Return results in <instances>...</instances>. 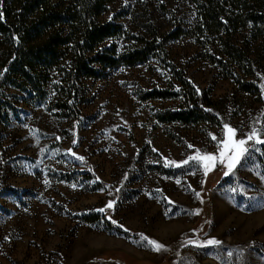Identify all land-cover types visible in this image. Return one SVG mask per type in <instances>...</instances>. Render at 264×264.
<instances>
[{"label":"rangeland","instance_id":"rangeland-1","mask_svg":"<svg viewBox=\"0 0 264 264\" xmlns=\"http://www.w3.org/2000/svg\"><path fill=\"white\" fill-rule=\"evenodd\" d=\"M115 13L131 34L149 23L159 34L184 32L144 63L83 79L77 117L0 86L16 106L0 122V264H264V144L249 142L229 175L221 164L206 176L197 162L182 164L196 150L216 154L225 124L238 139L264 127L263 58L249 72L236 68L226 36L197 29L193 0H116L103 17ZM245 33L232 43L242 46ZM178 72L210 91L219 125L157 122V111L181 102L147 95L182 87ZM102 213L137 236L109 228ZM143 237L165 247L152 251ZM210 239L221 243L198 246Z\"/></svg>","mask_w":264,"mask_h":264},{"label":"trees","instance_id":"trees-1","mask_svg":"<svg viewBox=\"0 0 264 264\" xmlns=\"http://www.w3.org/2000/svg\"><path fill=\"white\" fill-rule=\"evenodd\" d=\"M115 1L0 0V86L4 84L23 93L26 102L57 109L59 116L77 117L83 79L100 78L107 68L144 63L165 52L166 44L184 32L175 29L159 34L149 23L144 27L145 33L131 34L122 23L116 22L123 13L103 17ZM193 2L197 8V29L220 38L226 36L223 52L236 68L249 72L247 63L254 58L257 62L264 60V0ZM238 30L246 32L242 46L231 41L232 33ZM177 74L182 87L154 89L147 95L148 98H179L181 102L177 108L157 111V122L219 125L210 91L194 88L184 75ZM232 74L224 76L233 77ZM241 87L245 91H257L252 83L241 82ZM3 100L0 98V122L7 123L8 113L16 106ZM105 216L102 213L109 228L137 236ZM85 218L87 222H94L99 216Z\"/></svg>","mask_w":264,"mask_h":264},{"label":"snow or ice","instance_id":"snow-or-ice-1","mask_svg":"<svg viewBox=\"0 0 264 264\" xmlns=\"http://www.w3.org/2000/svg\"><path fill=\"white\" fill-rule=\"evenodd\" d=\"M6 71V69H5ZM264 88V86H262ZM264 115V114H262ZM238 130L231 127L228 124L224 125L223 128V137L217 143V153L210 154V153H201L200 150H196V154L189 156L186 160L182 162L183 165L189 164L190 161H195L197 164L203 169L204 175L206 176L209 172H211L217 164L223 165L227 171L225 175H229L232 173L237 166L240 164L242 159L245 157L246 153L249 152V142H253L255 144H264V127L257 129L253 127L249 133L245 135L244 138H237ZM212 139L215 141L217 140L216 136H212ZM75 143V141H73ZM192 145H189L191 148ZM78 159H83L82 157H78ZM173 165L175 167H180L181 164H177L173 161H166L165 166ZM47 183V181H45ZM199 195L198 193L196 194ZM169 203H172L169 201ZM114 202L110 201L106 208L111 209L113 208ZM97 211L104 212L105 209H97ZM198 214V213H197ZM113 224H116V221H112ZM120 227H123L120 225ZM128 231L127 229H124ZM146 241L147 245L150 246L152 251H161L165 246L158 241L150 239L148 237H143ZM189 243H193L189 241ZM221 242L216 239H210L206 242V245H198L200 247L204 246H214L218 245ZM229 255H232L230 252Z\"/></svg>","mask_w":264,"mask_h":264}]
</instances>
